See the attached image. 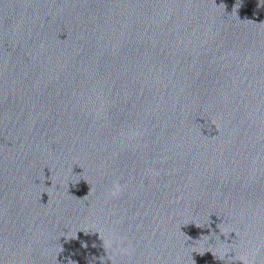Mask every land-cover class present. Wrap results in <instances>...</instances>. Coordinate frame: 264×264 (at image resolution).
<instances>
[{"label": "water", "instance_id": "obj_1", "mask_svg": "<svg viewBox=\"0 0 264 264\" xmlns=\"http://www.w3.org/2000/svg\"><path fill=\"white\" fill-rule=\"evenodd\" d=\"M0 264H264V0H0Z\"/></svg>", "mask_w": 264, "mask_h": 264}, {"label": "clouds", "instance_id": "obj_2", "mask_svg": "<svg viewBox=\"0 0 264 264\" xmlns=\"http://www.w3.org/2000/svg\"><path fill=\"white\" fill-rule=\"evenodd\" d=\"M120 191H121V185L119 184V182H116L113 185V191H112L111 195H113V196L118 195Z\"/></svg>", "mask_w": 264, "mask_h": 264}]
</instances>
